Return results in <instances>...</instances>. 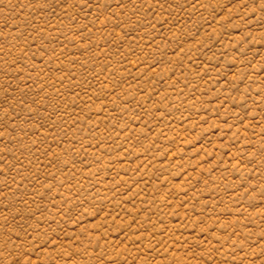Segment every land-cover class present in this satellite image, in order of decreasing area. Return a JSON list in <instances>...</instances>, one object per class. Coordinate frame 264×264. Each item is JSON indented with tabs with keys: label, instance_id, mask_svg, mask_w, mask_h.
<instances>
[{
	"label": "rangeland",
	"instance_id": "1",
	"mask_svg": "<svg viewBox=\"0 0 264 264\" xmlns=\"http://www.w3.org/2000/svg\"><path fill=\"white\" fill-rule=\"evenodd\" d=\"M0 264H264V0H0Z\"/></svg>",
	"mask_w": 264,
	"mask_h": 264
}]
</instances>
